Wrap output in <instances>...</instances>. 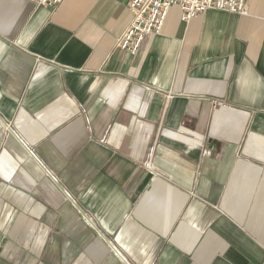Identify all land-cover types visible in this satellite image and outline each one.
Returning a JSON list of instances; mask_svg holds the SVG:
<instances>
[{"label":"crops","instance_id":"obj_1","mask_svg":"<svg viewBox=\"0 0 264 264\" xmlns=\"http://www.w3.org/2000/svg\"><path fill=\"white\" fill-rule=\"evenodd\" d=\"M0 0V264H261L264 0Z\"/></svg>","mask_w":264,"mask_h":264},{"label":"built area","instance_id":"obj_2","mask_svg":"<svg viewBox=\"0 0 264 264\" xmlns=\"http://www.w3.org/2000/svg\"><path fill=\"white\" fill-rule=\"evenodd\" d=\"M62 0H36L39 6H57ZM133 12L130 25L118 37L115 48L134 54L145 36L159 34L170 6L180 8V19L188 21L207 9L247 15L245 0H127ZM264 249V243L262 244ZM264 264V260L261 262Z\"/></svg>","mask_w":264,"mask_h":264}]
</instances>
